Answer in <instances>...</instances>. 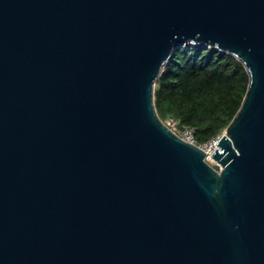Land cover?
<instances>
[{"label":"water","instance_id":"95a60500","mask_svg":"<svg viewBox=\"0 0 264 264\" xmlns=\"http://www.w3.org/2000/svg\"><path fill=\"white\" fill-rule=\"evenodd\" d=\"M184 45L249 75L220 169L157 112ZM0 264H264V0H0Z\"/></svg>","mask_w":264,"mask_h":264},{"label":"trees","instance_id":"16d2710c","mask_svg":"<svg viewBox=\"0 0 264 264\" xmlns=\"http://www.w3.org/2000/svg\"><path fill=\"white\" fill-rule=\"evenodd\" d=\"M249 75L235 56L200 45L178 48L155 85L159 116L192 126L199 142L222 134L239 110Z\"/></svg>","mask_w":264,"mask_h":264},{"label":"built area","instance_id":"2783aa9c","mask_svg":"<svg viewBox=\"0 0 264 264\" xmlns=\"http://www.w3.org/2000/svg\"><path fill=\"white\" fill-rule=\"evenodd\" d=\"M166 124L181 138L184 140L193 143L197 146H199L202 150L206 153V160L208 162H215L216 168L220 169L221 166L213 159L212 154L215 152V150L218 147V143L220 141V138L222 134L212 138L208 142H199L195 135V128L192 126H181L180 121L174 117H169L166 120Z\"/></svg>","mask_w":264,"mask_h":264},{"label":"rangeland","instance_id":"374dc122","mask_svg":"<svg viewBox=\"0 0 264 264\" xmlns=\"http://www.w3.org/2000/svg\"><path fill=\"white\" fill-rule=\"evenodd\" d=\"M167 120V119H166ZM166 120H164L166 122ZM213 166H216L215 162H210Z\"/></svg>","mask_w":264,"mask_h":264},{"label":"bare ground","instance_id":"6f19581e","mask_svg":"<svg viewBox=\"0 0 264 264\" xmlns=\"http://www.w3.org/2000/svg\"><path fill=\"white\" fill-rule=\"evenodd\" d=\"M217 148H219V145H218V147Z\"/></svg>","mask_w":264,"mask_h":264}]
</instances>
